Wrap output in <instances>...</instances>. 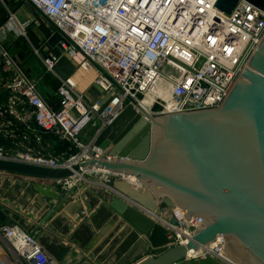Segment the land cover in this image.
Listing matches in <instances>:
<instances>
[{
	"label": "built area",
	"instance_id": "built-area-1",
	"mask_svg": "<svg viewBox=\"0 0 264 264\" xmlns=\"http://www.w3.org/2000/svg\"><path fill=\"white\" fill-rule=\"evenodd\" d=\"M24 2L50 24L53 32L49 38L57 32L61 35L56 48L79 64L76 72L96 71L98 76L86 92L80 91L73 84L76 72L69 79H62L54 70L58 58L42 55L41 49L49 53L46 47L49 38L39 48L32 46L47 71L61 81L62 105L55 110L41 93L37 81L26 74L0 42V93L7 95V105L0 106V119L2 112H17L25 130L27 123L31 126L34 123L39 134L53 135L60 142L73 144L77 150L85 147L81 142L85 134L82 131L92 118L96 119L94 126L100 121L105 128L128 106H133L139 114H142L139 108H143L153 117L219 109L264 39V12L246 2H240L231 14L219 11L217 0ZM5 7L8 22L0 27L5 39L9 32L17 30L19 37L29 40L28 31L35 23L20 19L16 12ZM166 68L177 72L179 77L169 78ZM162 80L171 83L167 97L157 93ZM95 84L101 86L103 94L89 101L87 93ZM109 98L111 102L100 113L101 101ZM75 111L79 114L77 118L72 116ZM95 138L88 147L99 158L102 153L94 146ZM80 155L62 161L0 148V160L53 169L88 159L84 152ZM106 175L111 177L109 189L112 179L124 178L109 172ZM72 182L67 181L64 187ZM143 213L163 226L176 245H186L202 226L201 219H187L186 213L179 210L172 214L164 211L163 221L156 214ZM173 219L177 224H172ZM0 242L6 248L0 264H60L35 234L19 225L1 227ZM211 250L193 259L206 256L224 259L222 240H217Z\"/></svg>",
	"mask_w": 264,
	"mask_h": 264
},
{
	"label": "water",
	"instance_id": "water-1",
	"mask_svg": "<svg viewBox=\"0 0 264 264\" xmlns=\"http://www.w3.org/2000/svg\"><path fill=\"white\" fill-rule=\"evenodd\" d=\"M240 2L264 12V0H217L216 8L231 14ZM5 37L0 30L1 43ZM60 40L57 32L47 41L49 53L40 51L43 56L58 58L55 72L69 79L79 64L69 54L61 55L56 48ZM101 94L103 89L95 84L86 99L94 101ZM110 102V98L101 101L99 112ZM139 109L142 114L128 106L110 125L97 131L94 146L102 153L99 158L88 151V159L59 169L0 160V176L28 179L20 181L43 198L56 201L55 208L36 228L25 230L42 242V228L56 207L74 201V191L91 192L77 176L96 169L124 177L113 179L109 189L113 195L101 194V201L132 229L136 240L114 264H128L139 257L134 264H264V39L219 109L163 117ZM72 116L77 118L79 114L75 111ZM95 120L92 118L82 132ZM74 180L75 186L61 191L67 181ZM3 204L5 208L0 201V228L19 225L9 215V202L4 200ZM175 210L186 213L187 219L202 220V226L184 246L170 241L167 230L143 213L159 216ZM26 217L36 220L30 213ZM217 240L224 242L223 260L212 256L188 258L190 251ZM86 253L90 254L89 250ZM77 255L72 252L59 263L69 264V259ZM90 257L95 258L93 254Z\"/></svg>",
	"mask_w": 264,
	"mask_h": 264
},
{
	"label": "crops",
	"instance_id": "crops-1",
	"mask_svg": "<svg viewBox=\"0 0 264 264\" xmlns=\"http://www.w3.org/2000/svg\"><path fill=\"white\" fill-rule=\"evenodd\" d=\"M15 3L16 5L14 7L9 5V9L16 12L20 19L31 20L35 23V26L32 29V35L34 36V38H32L34 43L36 42V44L38 45L47 41L53 32L50 24L47 21L41 19V16L37 13V11L32 6L24 2V0L23 2H21L20 0H15ZM37 29L40 32L37 31ZM37 58L40 59L39 57ZM32 65L34 66V64ZM46 72H44L39 81L41 82L45 79L49 85L57 83L58 87H60V79L56 78L53 74ZM81 73L82 72H76V74H74L73 76V79L77 82L78 89L80 91L86 92L89 85L94 79L97 78L98 74L96 71L82 74ZM48 96L44 97L48 101L49 99L50 101H52L51 94ZM6 100L7 95L0 93V101L6 102ZM32 125L33 127H35L34 123ZM24 131V128H22V132ZM31 138L33 139V137ZM43 146L51 147V149L55 150L57 154L61 155L64 152L66 153L69 151V143L60 142L58 138L53 135L43 136ZM86 148L89 149L88 147ZM6 176L12 177V182V179H14V181L17 180L16 182L20 181L18 180L20 178H17L16 176ZM79 177H82V174ZM25 180L28 179H24V181ZM31 181L34 183L41 182L39 180L32 179ZM18 184L21 185V181L18 182ZM88 188L91 189V187ZM107 189L108 192L104 191L105 194L108 195L109 192L112 193L109 188ZM27 195L30 197L27 202H30L32 200V202L30 203L32 209L27 213L33 214L36 218V220H34L35 222H33L32 220L33 223L31 229H34L37 227L38 222L51 209L55 208L56 201L43 198L39 193L37 194L35 190L27 192ZM36 195H39L41 199L34 200L32 197ZM1 205H4L3 201L1 202ZM26 205L27 207L29 206L28 203ZM9 206L11 207V205ZM87 206H90V209H87ZM35 207H37L36 210L34 209ZM9 208V215H11L10 212L14 211L13 209L9 210ZM159 218L163 219L161 215H159ZM41 240L43 241V245L45 246L46 250L52 256L54 254L55 244V251L58 252V254H61H59L60 257H53H55L59 261H63L68 258V255L72 252L77 253L78 255L76 258L69 259V264H97V260H100L101 264H114L116 260L119 259L122 255H125L136 242L132 229H130L129 226L123 223L118 216L109 211L108 207L105 206L100 198H97L96 196L93 197L92 192H86L85 190H83V192L81 193L79 200L76 201L75 198V201H66L56 207L55 214L51 216L47 223V226L42 228ZM44 240L47 243L46 245L44 243ZM89 244L93 245L92 249L89 248ZM64 245L65 247H63ZM86 250H89L90 254H93L95 258L92 259L90 257V254L86 253ZM102 253L104 255H102Z\"/></svg>",
	"mask_w": 264,
	"mask_h": 264
},
{
	"label": "rangeland",
	"instance_id": "rangeland-1",
	"mask_svg": "<svg viewBox=\"0 0 264 264\" xmlns=\"http://www.w3.org/2000/svg\"><path fill=\"white\" fill-rule=\"evenodd\" d=\"M20 1L23 2V0H20ZM3 3L6 6L11 5L12 7L16 5L15 0H4ZM3 3L0 2V27L5 25L8 22V12ZM34 26L28 31L29 40L26 37H19L17 34V30H15V31L9 32L7 38L5 39L3 43V46H4V49L8 52H10L11 49L16 50L18 46L22 49L19 55L17 56L18 62L21 64L26 74L32 80L37 81V84L43 96H48L51 94L52 96L51 102L55 103V105L57 104V108H58V107H61L62 105L60 87H58L57 83H53L52 85H49L45 79L41 82L39 81V79L43 76L44 72L47 71V68L45 67L43 61L37 58L39 56L35 53V51L32 48V46H34L35 48H39V46H41V43L38 44L39 45L38 46L36 42L34 43L33 41L34 36L32 35V32H33L32 29L34 28ZM37 31L39 30L37 29ZM32 64H34V66ZM42 70H43V73H42ZM165 74L169 78H173V79H177L179 77V74L170 68L165 69ZM73 84L75 87L78 88L76 81H74ZM170 92H171V83H169L167 80H162L158 87L157 93L164 97H167L170 94ZM4 105H7V100L6 102L0 101V106H4ZM2 113H3V116H1V119H0V148H4L5 150H8L9 152L15 149L16 151H20V152H29L34 156L46 157V158L50 157L53 159H61L62 161H68L71 157H77L76 156L77 154L78 156H81L80 154L82 152H79V150H77L75 146L73 147V144H69V147H68V149L72 150L71 153L64 152L62 155L57 154V152L51 149V147H47L49 143L47 144V146H43V136L48 135V134H45V133L44 135L39 134V130L36 127H32L33 125L31 126L28 123H27L28 126L26 127V130H25V125L23 122H21L18 119L17 112H13V113L2 112ZM22 128H24L25 130L24 132H22ZM100 128H101L100 121H96V125L95 126L93 125L91 128H89L85 132V134H83V136L81 137V142L84 143L85 147L90 146L93 138L95 137V134ZM31 137H33V139ZM11 143L13 144V146ZM83 175L82 177H79L80 181L87 183L89 187H91L90 191L92 192L93 197L96 196L97 198H100V200H102L103 196H101V194L108 192L107 188L108 186H110L111 177L109 175L104 174L100 170H90V171L85 172ZM11 178L12 177H8L6 175L0 176V201L2 202L4 200H7L9 202V205H11V207L8 206L6 208L8 209L10 207L9 210L13 209L14 212H10V214L17 224L22 226V228L24 229L32 230L31 229L32 224L31 226H28L26 224V222H31V223L35 222L34 219L32 222V219H29L26 217V214H29L27 212L29 210L31 211L32 209V207L30 206V203L32 202V200L30 202H27L30 199V197L27 195V192H30L32 190L36 191V189L32 187L29 190L28 186H25L23 183L20 185L18 184V182L20 181L16 182L17 180L14 181V179H12L13 180L12 182ZM18 180H23V179H18ZM76 184H77V180H74L72 183H69L68 185H66L65 188L61 187V191L65 190L67 192L72 186H75ZM82 192H83V189H80L79 191H74L71 197L76 198V201H77L80 199V195ZM39 197H40L39 195H36L32 198L34 200L41 199V197L40 198ZM27 203L29 204L28 207L26 205ZM16 208H20L21 210L18 211ZM34 209L36 210L37 207H35ZM131 240H132V237H131ZM44 243L45 245L47 244L45 240H44ZM55 250H56V247L54 244V254L53 253L52 254L55 257H60L59 254L61 253L58 254V252H56ZM4 251H6V248L1 243L0 244V262L5 256ZM102 255L104 254L102 253ZM55 257L53 258L56 261L61 262L57 260ZM139 259H141V257H139L135 261L129 262L128 264H134Z\"/></svg>",
	"mask_w": 264,
	"mask_h": 264
},
{
	"label": "bare ground",
	"instance_id": "bare-ground-1",
	"mask_svg": "<svg viewBox=\"0 0 264 264\" xmlns=\"http://www.w3.org/2000/svg\"><path fill=\"white\" fill-rule=\"evenodd\" d=\"M210 14H212V12H210V11H208ZM89 148V147H88ZM84 149V154L85 155H87V152L90 150V148L89 149H87V148H83ZM77 161H75V162H73L72 164H75ZM78 163V162H77ZM101 172H103L104 174H107V172L106 171H102V170H100ZM78 178H77V180H79L80 178H79V176H77ZM132 182H134V184H135V182H136V180H132ZM162 217H163V215H161ZM159 220L160 221H163V219H161V218H159ZM214 244V243H213ZM213 244H210L207 248H201V249H199V250H193V251H190L189 252V254H188V258H191V259H193V258H198V257H203L206 253H208V252H211L212 250H211V247H212V245Z\"/></svg>",
	"mask_w": 264,
	"mask_h": 264
},
{
	"label": "trees",
	"instance_id": "trees-1",
	"mask_svg": "<svg viewBox=\"0 0 264 264\" xmlns=\"http://www.w3.org/2000/svg\"><path fill=\"white\" fill-rule=\"evenodd\" d=\"M21 50H22V49L18 46V47L16 48V50H15V49H11V50H10V54H11L14 58H17V56L19 55V53H20ZM47 101H48V100H47ZM48 102L50 103V105H51L55 110H58V109L60 108V107L57 108V105H55V103L51 102L50 99H49Z\"/></svg>",
	"mask_w": 264,
	"mask_h": 264
}]
</instances>
